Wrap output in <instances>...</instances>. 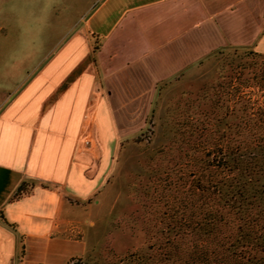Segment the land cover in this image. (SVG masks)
Listing matches in <instances>:
<instances>
[{
  "label": "rangeland",
  "instance_id": "1",
  "mask_svg": "<svg viewBox=\"0 0 264 264\" xmlns=\"http://www.w3.org/2000/svg\"><path fill=\"white\" fill-rule=\"evenodd\" d=\"M187 23L180 8L157 0H0V26L9 27L0 29V108L17 74L46 50V33L66 38L81 24L75 32L88 33L93 53L101 45L99 59L115 49L124 51V65L114 67L119 74L124 70V80L109 91L113 152L102 160L98 155L85 168L86 176L98 182L96 191L72 202L81 206L72 218L71 240L59 244L44 264L70 258L75 259L71 264H130L127 256L146 253L147 245L156 242L161 209L154 191L157 179L165 177L161 169L172 166L171 156L161 163L156 154L160 149L174 153L173 143L191 131L185 124L204 121L209 111L205 90L218 80L217 66L234 51L210 50L212 42L202 40L198 30L184 29ZM120 34L123 43H105V36ZM191 34L193 60L179 66L186 72L173 73L179 69L176 59L189 51ZM236 52L233 62L264 66V55L242 60L247 51Z\"/></svg>",
  "mask_w": 264,
  "mask_h": 264
},
{
  "label": "crops",
  "instance_id": "2",
  "mask_svg": "<svg viewBox=\"0 0 264 264\" xmlns=\"http://www.w3.org/2000/svg\"><path fill=\"white\" fill-rule=\"evenodd\" d=\"M157 2L180 8L188 22L184 29L198 30L202 40L212 42L210 50L264 55V0ZM80 26L66 38L46 33V50L6 89L0 108V264H44L59 244L70 241L72 218L81 206L72 202L87 199L98 185L85 168L113 152L109 91L124 80V70L114 69L124 65V51L99 59L101 45L93 53L88 33L75 32ZM105 37L111 47L124 42L121 34ZM188 40L189 51L176 59L179 69L173 73L186 72L179 66L193 60L192 34ZM19 187L27 193L12 199Z\"/></svg>",
  "mask_w": 264,
  "mask_h": 264
},
{
  "label": "trees",
  "instance_id": "3",
  "mask_svg": "<svg viewBox=\"0 0 264 264\" xmlns=\"http://www.w3.org/2000/svg\"><path fill=\"white\" fill-rule=\"evenodd\" d=\"M232 49L205 90L204 121L185 124L174 153L156 154L172 157L154 191L161 228L130 264H264V66L233 62L237 50L242 60L261 55Z\"/></svg>",
  "mask_w": 264,
  "mask_h": 264
},
{
  "label": "water",
  "instance_id": "4",
  "mask_svg": "<svg viewBox=\"0 0 264 264\" xmlns=\"http://www.w3.org/2000/svg\"><path fill=\"white\" fill-rule=\"evenodd\" d=\"M86 19V18H85ZM81 25V24H80Z\"/></svg>",
  "mask_w": 264,
  "mask_h": 264
}]
</instances>
